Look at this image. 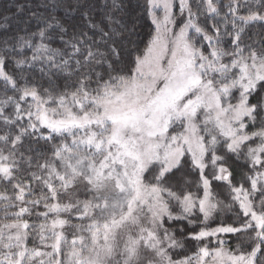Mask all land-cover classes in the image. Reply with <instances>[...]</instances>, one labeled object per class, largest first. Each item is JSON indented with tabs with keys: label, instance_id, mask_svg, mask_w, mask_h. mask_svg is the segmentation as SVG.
<instances>
[{
	"label": "snow or ice",
	"instance_id": "6c2138e0",
	"mask_svg": "<svg viewBox=\"0 0 264 264\" xmlns=\"http://www.w3.org/2000/svg\"><path fill=\"white\" fill-rule=\"evenodd\" d=\"M219 2L144 0L137 7L154 26L144 42L137 39L142 17L129 22L116 15L125 12L122 0H111L99 22H93V4L75 0L65 10H82L88 28L98 33L95 38L73 31L65 41L68 28L54 15L30 34L41 40L32 61L47 54L48 71L55 68L69 77L63 91L51 79L42 91L24 75L18 83L5 71L0 54V80L18 94L0 100V183L12 190L11 195L7 189L0 192V208L5 219L11 217L0 223V264H141L142 249L153 253L148 264H264V47L243 39L250 26L264 24V0H228L224 16ZM41 6L54 12L63 5ZM53 28L70 52L43 43ZM225 38L232 51L222 46ZM18 43L33 47L30 38L20 37ZM26 63L31 64L15 61L18 68ZM256 94L260 99L251 103ZM250 127L256 130L249 132ZM57 137L61 142L51 156L33 147ZM256 139L260 142L244 152ZM218 146L251 162L250 189L231 186ZM185 163L199 170L203 198L191 192L181 198L165 186ZM209 163L214 169L220 165L213 179L229 181L242 223L190 234L197 241L217 237V246L205 244L190 256L174 258L173 251H183L184 245L164 227L165 218L186 220L198 208L206 220L217 208L208 199L211 181L204 170ZM80 185L90 199L60 202ZM257 195L259 204L254 203ZM172 199L181 205L182 215L173 216ZM41 204L46 211L36 215L45 221L54 217L36 233L52 249L48 252L28 247V230L37 226L24 217ZM72 212L89 223L72 225L61 218ZM66 226L75 229L70 242L58 231ZM227 233H248L250 250L226 248L218 234Z\"/></svg>",
	"mask_w": 264,
	"mask_h": 264
},
{
	"label": "trees",
	"instance_id": "16d2710c",
	"mask_svg": "<svg viewBox=\"0 0 264 264\" xmlns=\"http://www.w3.org/2000/svg\"><path fill=\"white\" fill-rule=\"evenodd\" d=\"M53 2H56L63 6L57 7L54 12L52 11L51 7L45 8L41 6L42 3H48L50 5ZM74 2L75 0H0V54H3L6 59L5 71L8 74L16 77L18 83L22 84L24 82L23 80L19 79L21 75H24L26 76L27 81L30 85L35 84L42 91L43 89L50 87L49 80L51 79L55 83V85L58 86V90L63 91V85L66 81L69 80V77L66 73H57L55 68H52L51 71H48L50 67L49 64L41 66V64L37 63L34 65L26 63L18 68L15 65V61L20 59L30 61V52L28 50L21 49L18 46L19 38L24 37L25 39H29L31 37H37L31 36L30 34L36 33L40 28L44 27V20L50 15H54L65 27L68 28V33L64 35L65 41L71 39L73 31L86 32L89 36L95 38L98 33L88 28L87 20H85V18L81 15L82 10H78L75 12L65 10L66 7L70 9ZM88 2L95 6V11L93 13V22L101 21L103 15L109 10L111 6V0H88ZM122 2L127 5L125 12L123 14L116 13V15H123L126 19L129 20V22H131L132 17H142L137 22L139 33L137 39L146 42V40L149 38V35L151 34L152 23L150 22L147 14L143 11V8L137 7V4L143 5L144 0H122ZM227 3L228 0H220L219 2L221 16H224V14L226 13L224 5H226ZM105 5H108V7H105ZM229 31H231L230 27ZM60 36L61 33L58 29H49V38L47 39V41L54 47H57L59 49L63 48L66 52H70L71 48H66V45L60 39ZM243 39L245 44H250L252 47L258 49L260 47H264V24L257 23L250 26L246 30V35ZM222 46L228 51L233 50L231 46V40L228 38L224 39ZM140 47L143 48L144 43H141ZM225 61H228V58H225ZM40 68H44L45 73H41L39 71ZM10 92L11 88H8L6 90L3 81L0 80V95H9ZM259 99V94H256L251 98V100L253 101H258ZM257 127H259V125H257ZM25 143L27 144L28 141H25ZM53 146L54 144L52 141L45 142L43 140L39 141L38 144L33 145V147L39 148L48 156H51ZM243 151L245 152L246 148L243 149ZM217 153H220L219 156L224 157V166L231 173V181L236 185L242 184L246 189H250V181L247 178L253 175L251 162H249L244 155L226 153L222 146H218ZM212 172V168L209 169V172H206L211 181L210 185L212 188V192H214L215 196L219 197L224 202L229 203L232 206L230 208V211L226 212L225 214H223L221 210L218 211V213H215L213 218L209 221V226L215 227L219 224L240 226V223H242V212L237 205L235 206L234 201L231 199V191L229 190L228 186L220 180L213 179ZM167 185H169L171 190L178 194V196L180 197L183 196L182 192L185 191L191 192L197 196H201V193L203 192L200 172L199 170L193 168L190 163H185V165L179 171H175L174 174L169 177ZM5 189H7L8 194L11 195V187L9 185L0 183V192L5 191ZM40 191V187L37 186L36 194L38 195V192ZM71 191L68 194H70ZM259 201L260 196H255L254 203L259 204ZM174 208L176 209L175 204ZM11 211H14V209H9V212ZM45 211L46 210H44V207L41 204L34 209L32 214L33 216H30L32 217L31 222L33 223L30 225H36L37 227L35 229L30 228L28 230L30 232L28 245L36 246L38 244V235H36L39 229L38 226L45 223L50 225L51 219L54 218L52 215H50L48 220L45 221L42 216L38 217L36 215V213H42ZM197 217V220H201L200 216ZM8 219H11V217H9ZM5 220L7 219H5L4 212L2 208H0V223ZM200 220L195 225L189 224V221L187 219L172 221L171 226L173 228L175 238L184 245L183 251H181L180 249H176L173 251L172 254L174 258H179L185 255L190 256L193 253L197 252V250L200 248L199 244H201L202 241H197L190 237V234L197 233L201 228L202 223H200ZM45 230L47 236L49 231L48 229ZM65 230L70 231L71 228L66 226ZM221 235L223 237H227L226 243L229 247L233 248L240 246L244 251L250 250V248L248 247V233H227ZM47 242L51 243V241H46V243ZM46 249L52 251V249L49 247H46ZM61 259H63V256H61Z\"/></svg>",
	"mask_w": 264,
	"mask_h": 264
},
{
	"label": "rangeland",
	"instance_id": "374dc122",
	"mask_svg": "<svg viewBox=\"0 0 264 264\" xmlns=\"http://www.w3.org/2000/svg\"><path fill=\"white\" fill-rule=\"evenodd\" d=\"M225 10H226V12H227V8L225 7ZM230 18V17H229ZM150 20V19H149ZM151 22V21H150ZM221 27L223 26L222 24L220 25ZM153 29H154V26L152 25V30H151V32L153 31ZM231 29V28H230ZM210 31V30H209ZM211 32V31H210ZM149 37H150V35H149ZM31 39V43H32V45H33V47H28V46H26V45H24V46H21V44L19 43V47L21 48V49H25V50H28L29 52H30V54H29V57H30V62H31V64L32 65H34V64H41V66L42 65H48V64H46L45 62H44V59H45V57H46V55L47 54H43L42 56H41V59L40 60H38V61H32V57H33V55H34V46L36 45V44H38V43H41V40H40V38L37 36V37H31L30 38ZM149 39V38H148ZM147 39V40H148ZM147 40H146V42H147ZM43 43H45V44H47L51 49H59V48H57V47H54V46H52V45H50L49 43H48V41H47V39H45L44 41H43ZM60 50H62V51H65L63 48L62 49H60ZM66 52V51H65ZM205 52H207V48L205 47ZM56 62H59V60H60V57L59 56H57L56 58ZM225 63H228L229 62V60L228 61H224ZM14 95H18L17 93H14L12 90H11V92H10V94L9 95H0V100H2V99H4V98H6V96H14ZM259 96H260V94H259ZM251 103H256L257 101H253V100H251L250 101ZM7 111H8V113H11L12 112V107L11 106H9L8 107V109H7ZM256 129L255 128H249L248 129V131L249 132H251V131H255ZM52 142H53V144L54 145H57V144H59L60 142H61V138H59V137H57L56 139H54V140H52ZM260 141L258 140V139H256V140H254V142H252V143H250L249 145H247V146H245L243 149H245L246 148V151H247V147L248 146H251V147H255L256 146V144H258ZM245 151V152H246ZM220 154V153H219ZM219 154L217 153V155L219 156ZM52 155V154H51ZM250 162V161H249ZM206 163H207V161H206ZM219 164H217V166H216V168L214 169L213 167H212V165L209 163L208 164V167L204 170L205 171V175H207L206 174V172L208 171L209 172V169L210 168H212V170H213V172H212V175L214 174V173H218V168H219ZM224 166V165H223ZM225 167V166H224ZM252 176V175H251ZM208 178H209V176H207ZM150 175L149 176H147L146 177V182H150ZM230 179V178H229ZM209 180H210V178H209ZM230 181H231V179H230ZM222 182H224L227 186H228V188H229V190L231 191V187H230V185H229V181H227V180H223ZM241 185V184H240ZM166 187H170L169 185H165ZM231 186H239V185H236V184H234L232 181H231ZM202 187H203V185H202ZM245 188V187H244ZM246 189V188H245ZM41 190V189H40ZM186 192L187 191H185V192H182V195H184V194H186ZM39 193L40 192H38V195H39ZM188 193V192H187ZM202 195L200 196H197V195H195V196H197V197H199V198H203V196H204V189H203V192L201 193ZM37 194H36V196H38ZM177 196H178V194H176ZM194 195V194H193ZM164 196H165V199L167 200V199H169L168 197H167V194L165 193L164 194ZM233 196H234V194L231 192V195H230V197H231V199L234 201V199H233ZM90 197H91V193H85V191H84V188H83V186L82 185H80V186H76L74 189H73V191H71V193L70 194H68V195H64L63 196V198L61 197L60 198V202H62V203H75V201L76 200H81V201H83V200H86V199H90ZM183 197V196H182ZM181 197V198H182ZM251 198V197H250ZM208 199H209V201L210 202H212V203H216L217 204V208H216V210L215 211H213V213L205 220V218H204V215H203V213H200L199 212V209L197 208V209H194V211H193V213L190 215V216H188V218H187V220L189 221V224H191V225H195V224H197L198 223V221L200 220H197V216H200L201 217V220H200V223H202V226H201V228L199 229V231L202 229V228H204V229H207V230H211V229H215V228H217V227H219V226H221L220 224L219 225H217V226H215V227H211V226H209V221L213 218V216L215 215V213H218V211H220L221 210V212L223 213V214H225L226 212H228V211H230V208H231V206L232 205H230L229 203H226V202H224L222 199H220L219 197H217V196H215L214 195V192H212V188H211V185H210V187H209V197H208ZM234 203H235V206L237 205L238 207H239V203L238 202H235L234 201ZM174 204L176 205V209L174 208ZM43 206V205H42ZM240 209V208H239ZM3 210V209H2ZM44 210H46L45 208H44ZM170 210H171V212H172V214H173V216H180V215H182V209H181V205L179 204V202H177L176 200H174V199H172V200H170ZM14 211H15V209H14ZM241 212H242V210H240ZM31 216H33V215H31ZM35 216V215H34ZM42 218H44V217H42ZM61 218H63V219H67V220H69L70 221V223L72 224V225H86V224H88L89 223V221L88 220H81V219H79V218H77V213H75V212H72V213H62L61 214ZM24 219H27L28 221H29V223L30 224H33L31 221V219H32V217H30V216H27L26 215V217H24ZM196 219V220H195ZM172 221L173 220H169V219H167V217L165 218V222H164V227H166V228H168L169 229V231L171 232V233H173V228H172V226H171V224H172ZM8 222H11V219H7V220H5V221H3L2 223H8ZM144 224H145V226H147V222L145 221L144 222ZM188 224V225H189ZM65 229H66V227H65ZM65 229H63V230H60V229H58V231H63L64 232V235H65V237L67 238V240L70 242L71 241V239H72V234L75 232V229L74 228H71V230L70 231H67V230H65ZM198 231V232H199ZM38 232H39V229H38ZM197 232V233H198ZM45 235H46V230H45V233H44ZM48 235H49V232H48ZM218 237H219V239L220 240H223V241H225V247L226 248H230V249H233V250H235L237 247H229L228 245H227V243H226V241H227V237H223L221 234L219 235L218 234ZM211 239V240H210ZM216 240H217V237H209V238H205L203 241H202V243L201 244H199L200 245V247H202V246H204L205 244H207V245H209L210 247H216L217 246V244H216ZM37 241H38V244L36 245V246H32V245H28V247L29 248H34V247H45V245H43V244H41L40 243V240H39V236L37 237ZM48 243V242H47ZM211 243V244H210ZM39 245V246H38ZM39 250L40 251H42V252H48L49 250L48 249H46V247L45 248H39ZM65 250H67V248L65 247ZM198 251V250H197ZM141 256H142V261H141V264H148V261L149 260H152L153 259V253L151 252V250H144V249H142L141 250ZM44 260H46L47 259V257H44L43 258ZM37 264H39V262H37Z\"/></svg>",
	"mask_w": 264,
	"mask_h": 264
}]
</instances>
